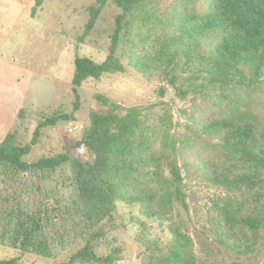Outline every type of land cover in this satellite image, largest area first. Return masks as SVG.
Returning a JSON list of instances; mask_svg holds the SVG:
<instances>
[{"label":"trees","instance_id":"obj_1","mask_svg":"<svg viewBox=\"0 0 264 264\" xmlns=\"http://www.w3.org/2000/svg\"><path fill=\"white\" fill-rule=\"evenodd\" d=\"M204 1L207 7L199 12L197 0H170L164 10L161 0H94L80 39L107 3L121 12L114 17L106 58L74 59L73 110L79 108L76 88L84 80L126 70L116 51L135 24V40L126 52L131 67L148 81L165 80L178 98L191 94L209 106L205 119L194 121L195 136L207 143L198 166L225 193L214 202L217 241L246 256L264 240V121L242 107L245 94L259 88L264 75V0ZM157 92L155 102L130 107L96 94L100 109L90 112L82 136L62 152L33 161L26 156L39 131L73 116L43 115L29 143L8 133L0 141V175L24 177L68 167L73 189L57 212L29 203L24 192L0 189V245L49 259L54 242L70 243L72 253L60 264H115L121 247L102 242L114 232L122 202L137 206L145 218L136 236L144 248L140 264H197L179 213L180 207L187 209L179 163L187 144L174 130L165 88ZM147 220L167 223L165 243L147 237ZM0 264L21 263L13 256L0 258Z\"/></svg>","mask_w":264,"mask_h":264},{"label":"rangeland","instance_id":"obj_2","mask_svg":"<svg viewBox=\"0 0 264 264\" xmlns=\"http://www.w3.org/2000/svg\"><path fill=\"white\" fill-rule=\"evenodd\" d=\"M169 1L161 0L160 10H164ZM197 1L198 11H203L207 7L205 1ZM40 2L0 0V141L8 133H15L18 140L29 143L43 115L71 114L73 118L69 121L42 128L26 159L33 161L62 152L64 145L82 136L90 112L100 109L96 94L123 107L147 106L159 99L157 91L162 86L166 90L163 100L172 107L174 130L187 144L184 154L179 157L187 209L180 207L179 213L185 220V231L191 237L197 264H264V240L246 256L227 251L217 241L214 202L225 193L211 184L199 168L207 143L204 137L195 136L193 130L194 121H198L199 117L205 119L209 106L201 103L200 99L193 101L191 94L182 100L165 80L154 77L148 81L131 67L126 52L135 40L134 24L132 33L127 38H121L116 51L126 70L84 80L76 88L79 108L74 111V59L76 56H87L101 62L106 58L115 27L114 17L121 9L107 3L91 32L80 39L94 0ZM242 105L243 109L250 110L264 121V75L259 88L245 94ZM70 123L77 124L79 129L69 132ZM4 186H8L9 190L14 188L15 193L24 192L29 203L32 200L38 207L50 212L53 209L57 212L68 204L67 199L73 189L68 167L44 174H24V177L15 172L1 173L0 189ZM140 219L145 220L137 206L117 203L114 232L102 242L109 247H121V259L115 264H140L144 250L136 239L141 229ZM147 223L150 227L147 231L149 239L158 238L162 243L169 239L167 223L149 220ZM52 250L53 256L44 259L0 245V258L16 256L21 264H60L67 261L72 253L70 243L54 242Z\"/></svg>","mask_w":264,"mask_h":264},{"label":"built area","instance_id":"obj_3","mask_svg":"<svg viewBox=\"0 0 264 264\" xmlns=\"http://www.w3.org/2000/svg\"><path fill=\"white\" fill-rule=\"evenodd\" d=\"M77 129H79V126L77 124H74V123H70L69 124V128H68V131L69 132H74L76 131Z\"/></svg>","mask_w":264,"mask_h":264}]
</instances>
